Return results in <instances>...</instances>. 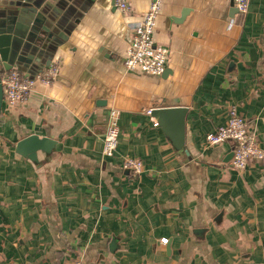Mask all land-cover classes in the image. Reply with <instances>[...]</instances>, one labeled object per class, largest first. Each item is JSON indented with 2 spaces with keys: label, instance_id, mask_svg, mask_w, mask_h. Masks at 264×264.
I'll list each match as a JSON object with an SVG mask.
<instances>
[{
  "label": "crops",
  "instance_id": "obj_1",
  "mask_svg": "<svg viewBox=\"0 0 264 264\" xmlns=\"http://www.w3.org/2000/svg\"><path fill=\"white\" fill-rule=\"evenodd\" d=\"M152 1L128 0L125 13L114 0H73L48 20L57 50L41 60L58 74L0 118V264H264V162L238 172L232 142L206 141L237 106L264 149V0L247 14L231 0H163L154 37L169 49L165 77L125 66ZM175 103L188 109L191 159L149 112ZM110 108L120 135L106 158ZM31 134L55 140L52 155L17 153ZM127 156L142 173L123 168Z\"/></svg>",
  "mask_w": 264,
  "mask_h": 264
},
{
  "label": "built area",
  "instance_id": "obj_2",
  "mask_svg": "<svg viewBox=\"0 0 264 264\" xmlns=\"http://www.w3.org/2000/svg\"><path fill=\"white\" fill-rule=\"evenodd\" d=\"M163 0H153L149 9L140 22L135 24L130 45L127 49L125 66L129 71L141 70L150 75L160 76L166 68L169 49L155 40L154 33ZM240 14H247L250 8V0H231ZM117 8L129 13L132 8L128 0H115ZM58 74V67L51 65L36 77L23 74L18 69L6 70L1 73L4 87V103L14 106L17 103L26 102L32 94L38 81L50 84ZM151 112V110L149 111ZM120 111L110 108L103 136V155L113 158L116 154L119 135ZM158 126V122L154 123ZM209 146H218L225 142H232L233 156L231 166L238 172L245 171L252 161L264 162V149L258 143L257 136L252 130L247 118L238 111L237 106H231L228 110L227 121L206 136ZM122 166L133 174H140L144 170V162L140 158L127 156L123 159ZM163 243L167 238L161 240ZM72 264H83L77 257Z\"/></svg>",
  "mask_w": 264,
  "mask_h": 264
},
{
  "label": "water",
  "instance_id": "obj_3",
  "mask_svg": "<svg viewBox=\"0 0 264 264\" xmlns=\"http://www.w3.org/2000/svg\"><path fill=\"white\" fill-rule=\"evenodd\" d=\"M71 2L73 0H5L3 3L0 11V118L5 97L1 73L15 67L21 71L26 69L40 73L51 66V61L45 63L41 60L44 50H57V43L49 40L53 38V34L48 20L55 21L56 14L70 7ZM186 12L187 10L183 16ZM53 39L57 41L56 38ZM38 41L42 43L38 44ZM167 72L166 70L160 76L165 77ZM56 78L61 79L58 76ZM187 111L186 106L175 103L173 106L156 107L151 114L175 148L185 152L191 159L185 137ZM55 148L56 141L52 138L31 134L17 143L16 152L38 162L39 151L50 156ZM232 156L233 152L230 154L231 158ZM116 244V239H113L111 250L116 248Z\"/></svg>",
  "mask_w": 264,
  "mask_h": 264
}]
</instances>
